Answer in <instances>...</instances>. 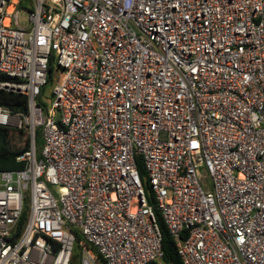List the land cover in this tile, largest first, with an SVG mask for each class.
I'll use <instances>...</instances> for the list:
<instances>
[{"label": "built area", "instance_id": "built-area-1", "mask_svg": "<svg viewBox=\"0 0 264 264\" xmlns=\"http://www.w3.org/2000/svg\"><path fill=\"white\" fill-rule=\"evenodd\" d=\"M0 75V264H264V0H0Z\"/></svg>", "mask_w": 264, "mask_h": 264}, {"label": "trees", "instance_id": "trees-1", "mask_svg": "<svg viewBox=\"0 0 264 264\" xmlns=\"http://www.w3.org/2000/svg\"><path fill=\"white\" fill-rule=\"evenodd\" d=\"M28 3L29 0H19V7L26 8ZM52 72H53V67L52 64H50L49 82H51ZM0 80L13 81L12 78L5 77L4 75H0ZM44 90L45 88L42 89V92ZM0 108L7 109L11 114H15V113L27 114L28 112L27 97L20 93L0 90ZM24 134L26 136L27 143L21 148L15 147L13 145V138L15 136L22 137V135ZM39 139H40V129L38 128L35 130V145L37 144V141H39ZM28 148H29V139L25 129H13V128L0 126V171L16 170L22 168L23 163L18 162L16 159L18 156H20L22 153L28 150ZM136 163L138 165L139 175L144 190L146 193H148L150 191V187L146 179V172L144 170L142 158L136 157ZM150 202L152 203L151 199ZM156 218L162 236V241H161L162 258L159 263H153V264H183L178 255L176 243L171 238L169 231L166 225L164 224L160 213L156 212ZM24 219H25V213L21 219L19 227L22 226ZM75 235H76L77 248L80 243H83L88 250L93 251V248L82 239L80 234L75 233ZM77 257L78 254L76 253L73 258L72 264H76Z\"/></svg>", "mask_w": 264, "mask_h": 264}, {"label": "rangeland", "instance_id": "rangeland-1", "mask_svg": "<svg viewBox=\"0 0 264 264\" xmlns=\"http://www.w3.org/2000/svg\"><path fill=\"white\" fill-rule=\"evenodd\" d=\"M27 18V13L26 12H21L20 15H19V20H20V23L22 25H27L25 19ZM52 85L53 83L52 82H47L46 86L44 87L45 90L43 92H41L40 96H39V100H40V103L42 104H45V101L46 99L49 98V92H50V89L52 88ZM27 143V139H26V136L25 134L22 135V137H19V136H15L13 138V145L15 147H23L25 144ZM37 148L39 149L40 146H41V140L39 139V141H37ZM148 192V191H147ZM150 192V191H149ZM149 192L147 194H149Z\"/></svg>", "mask_w": 264, "mask_h": 264}]
</instances>
